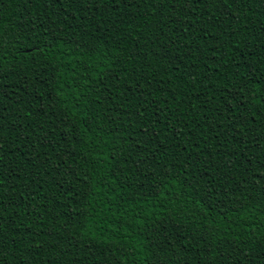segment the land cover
<instances>
[{
  "label": "trees",
  "instance_id": "16d2710c",
  "mask_svg": "<svg viewBox=\"0 0 264 264\" xmlns=\"http://www.w3.org/2000/svg\"><path fill=\"white\" fill-rule=\"evenodd\" d=\"M0 124V264H264V0H0Z\"/></svg>",
  "mask_w": 264,
  "mask_h": 264
},
{
  "label": "snow or ice",
  "instance_id": "6c2138e0",
  "mask_svg": "<svg viewBox=\"0 0 264 264\" xmlns=\"http://www.w3.org/2000/svg\"><path fill=\"white\" fill-rule=\"evenodd\" d=\"M177 2H179V0H177ZM185 2H187V0H185ZM222 2H225V0H222ZM2 127H3V125L0 124V128H2ZM0 187H2V184H0ZM0 203H2V202H0ZM209 251H211V249H209Z\"/></svg>",
  "mask_w": 264,
  "mask_h": 264
}]
</instances>
